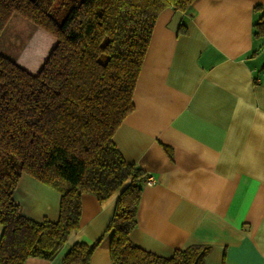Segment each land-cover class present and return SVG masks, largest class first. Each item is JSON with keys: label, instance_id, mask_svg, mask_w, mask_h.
<instances>
[{"label": "crops", "instance_id": "0c3cea01", "mask_svg": "<svg viewBox=\"0 0 264 264\" xmlns=\"http://www.w3.org/2000/svg\"><path fill=\"white\" fill-rule=\"evenodd\" d=\"M259 20L264 0H193L186 12L165 7L158 13L133 90L134 109L112 136L123 158L154 178L142 185L129 235L140 247L169 256L204 243L205 264H264ZM13 198L29 218L57 219L59 193L27 173ZM115 198L82 193L79 227L51 257L29 256L23 264H61L74 242L92 243ZM108 246L109 235L88 264H112Z\"/></svg>", "mask_w": 264, "mask_h": 264}, {"label": "trees", "instance_id": "16d2710c", "mask_svg": "<svg viewBox=\"0 0 264 264\" xmlns=\"http://www.w3.org/2000/svg\"><path fill=\"white\" fill-rule=\"evenodd\" d=\"M192 2L0 0V33L14 12L37 26L17 59L0 53V264L51 257L79 227L84 192L98 200L116 194L113 213L99 237L74 242L61 264H88L107 235L112 264H205L208 244L162 256L130 239L147 173L112 139L134 109L158 13L186 12ZM254 26L264 34V21ZM23 172L59 193L56 220L22 213L13 192Z\"/></svg>", "mask_w": 264, "mask_h": 264}, {"label": "rangeland", "instance_id": "374dc122", "mask_svg": "<svg viewBox=\"0 0 264 264\" xmlns=\"http://www.w3.org/2000/svg\"><path fill=\"white\" fill-rule=\"evenodd\" d=\"M37 26L14 12L0 33V53L10 59H17Z\"/></svg>", "mask_w": 264, "mask_h": 264}, {"label": "built area", "instance_id": "2783aa9c", "mask_svg": "<svg viewBox=\"0 0 264 264\" xmlns=\"http://www.w3.org/2000/svg\"><path fill=\"white\" fill-rule=\"evenodd\" d=\"M153 181H154V178H153L151 175L147 174L146 177H145L144 180H143V183H144V184H150V183H152Z\"/></svg>", "mask_w": 264, "mask_h": 264}]
</instances>
